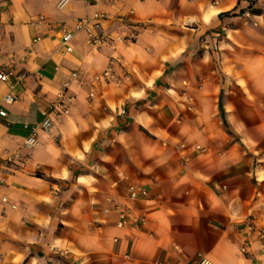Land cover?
Segmentation results:
<instances>
[{
    "label": "crops",
    "instance_id": "0c3cea01",
    "mask_svg": "<svg viewBox=\"0 0 264 264\" xmlns=\"http://www.w3.org/2000/svg\"><path fill=\"white\" fill-rule=\"evenodd\" d=\"M60 1L0 0V74L14 72L0 81V157L22 155L0 181V264H264V90L245 111L204 88L193 105L174 98L216 75L191 69V48L262 27L264 0ZM96 14L98 34L136 40L93 48L76 26ZM113 58L131 84L96 81ZM66 85L70 115L44 131Z\"/></svg>",
    "mask_w": 264,
    "mask_h": 264
},
{
    "label": "rangeland",
    "instance_id": "374dc122",
    "mask_svg": "<svg viewBox=\"0 0 264 264\" xmlns=\"http://www.w3.org/2000/svg\"><path fill=\"white\" fill-rule=\"evenodd\" d=\"M243 27L242 32L218 37L212 36L210 31L203 35L199 45L191 48V69L216 70V75L181 82L183 89L174 95L177 103L193 105L192 98H197L196 89L202 91V88L206 92L220 94L228 107L235 101H241V111H245L247 98L257 100L256 94L264 90V25ZM126 82L132 83L130 80Z\"/></svg>",
    "mask_w": 264,
    "mask_h": 264
},
{
    "label": "built area",
    "instance_id": "2783aa9c",
    "mask_svg": "<svg viewBox=\"0 0 264 264\" xmlns=\"http://www.w3.org/2000/svg\"><path fill=\"white\" fill-rule=\"evenodd\" d=\"M74 0H61L58 7L60 9H64L68 5H70ZM115 1V0H110ZM41 20L43 21L44 18L42 17ZM106 20V15L96 14L91 18H87L81 20L77 23L76 32H83L86 31L88 33V42L93 48H101V47H110L112 50L116 51L117 46H124L127 43H133L137 38V31L132 30L131 34L128 37H116L113 38L107 35H100L96 32V29L99 28L100 23ZM74 39V34L67 31H61V38L60 44L63 49L64 54H71L73 53L72 41ZM40 41L37 39L36 42ZM120 67V61L116 58H113L110 63L109 67L100 75L95 77L97 82L109 84H122L123 81L128 79L127 75L125 77H120L118 75V69ZM14 75L13 70H10L8 73L0 74V81L7 82L9 81L10 77ZM73 78H78L76 73L73 74ZM20 80H23L24 77H20ZM68 85H66L65 90L58 95L55 102L52 103L50 110L44 113L45 121L42 125L44 131H51L55 128L59 123L62 122L64 118L70 115L72 106L74 104V98L69 95L68 93ZM93 97V95H91ZM16 102V97L12 94L7 95L4 100L3 104L5 105H12ZM126 113L123 111L122 115ZM0 116L7 117V113L3 108H0ZM38 144L37 138L35 136L29 138L25 144V149H33ZM22 158L20 152H16L13 154H7L5 157H0V181L2 180V176L7 173L12 166L16 165ZM129 198L134 201H139L146 199L147 192L137 186H131L129 188ZM121 221L118 225L119 228H124L130 221L128 218V214L125 211L120 212ZM244 251V250H243ZM196 264H210L204 257H199V260Z\"/></svg>",
    "mask_w": 264,
    "mask_h": 264
},
{
    "label": "trees",
    "instance_id": "16d2710c",
    "mask_svg": "<svg viewBox=\"0 0 264 264\" xmlns=\"http://www.w3.org/2000/svg\"><path fill=\"white\" fill-rule=\"evenodd\" d=\"M222 113H223V110H222ZM225 115V114H224Z\"/></svg>",
    "mask_w": 264,
    "mask_h": 264
}]
</instances>
